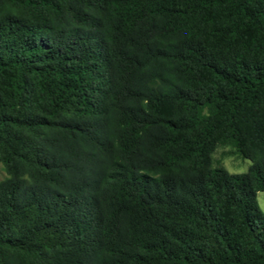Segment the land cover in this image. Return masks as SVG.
I'll use <instances>...</instances> for the list:
<instances>
[{
	"label": "trees",
	"instance_id": "1",
	"mask_svg": "<svg viewBox=\"0 0 264 264\" xmlns=\"http://www.w3.org/2000/svg\"><path fill=\"white\" fill-rule=\"evenodd\" d=\"M0 162V264H264V0H0Z\"/></svg>",
	"mask_w": 264,
	"mask_h": 264
},
{
	"label": "rangeland",
	"instance_id": "2",
	"mask_svg": "<svg viewBox=\"0 0 264 264\" xmlns=\"http://www.w3.org/2000/svg\"><path fill=\"white\" fill-rule=\"evenodd\" d=\"M214 164L222 165L231 173L246 172L250 166L251 161L240 157L233 152V149L229 145H223L217 148L214 155ZM6 177L3 165L0 162V181ZM256 200L260 208L264 211V191H258Z\"/></svg>",
	"mask_w": 264,
	"mask_h": 264
}]
</instances>
